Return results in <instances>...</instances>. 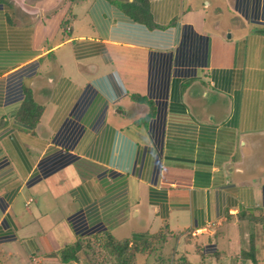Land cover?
Wrapping results in <instances>:
<instances>
[{
	"label": "crops",
	"instance_id": "1",
	"mask_svg": "<svg viewBox=\"0 0 264 264\" xmlns=\"http://www.w3.org/2000/svg\"><path fill=\"white\" fill-rule=\"evenodd\" d=\"M260 213L264 0H0V264L104 234L262 257Z\"/></svg>",
	"mask_w": 264,
	"mask_h": 264
},
{
	"label": "trees",
	"instance_id": "2",
	"mask_svg": "<svg viewBox=\"0 0 264 264\" xmlns=\"http://www.w3.org/2000/svg\"><path fill=\"white\" fill-rule=\"evenodd\" d=\"M31 105L30 103V95L27 91L23 93L22 104L20 107V116L17 115V120H21L22 122L33 125L37 119L38 115H33L30 117V121L25 120V116L21 113H26L27 106ZM37 114V113H36ZM22 117V118H21ZM248 221L253 225L258 226L260 230V235L264 237V213H260L256 216L248 217ZM105 239H96L95 241L98 243V246L102 248L104 251L109 253V256L112 258L111 264H148L147 260L149 257L155 253L161 246V244L165 241L164 234H156L146 239H138L128 241H117L110 237L108 234H104ZM81 250L80 243H76L71 247H67L62 250L60 253V261L62 263H67L69 261L74 260L75 252ZM141 258L142 261H137V258ZM242 259H247L255 264L256 261L253 259V255L251 253L243 252L241 253ZM176 264H191L185 257H181V259Z\"/></svg>",
	"mask_w": 264,
	"mask_h": 264
},
{
	"label": "rangeland",
	"instance_id": "3",
	"mask_svg": "<svg viewBox=\"0 0 264 264\" xmlns=\"http://www.w3.org/2000/svg\"><path fill=\"white\" fill-rule=\"evenodd\" d=\"M256 229L260 231L258 226H256ZM96 239H105V236L98 235L93 238L84 239L82 241L83 243L81 245V250L77 252V263L76 264H111L113 260L109 256V253L107 251H104L102 248L98 246V243L95 241ZM256 240L258 239L241 240V242L236 244V247L234 246L233 256L231 258H229V255L227 257H222L221 262L219 263L229 264V261L233 259L234 264H241V260H242L241 253L247 252L253 255V259L256 260L255 264H264V246L260 250V252L262 253V257L260 253L259 255H256V249L253 246ZM260 241L264 242V237H262ZM263 242H262V245H263ZM184 243H187V240ZM181 252H182L181 248L177 249L174 241L166 243V240H165L164 243L161 244L159 249L155 251V253H153V255L149 257V260H147V263L148 264H176L181 259V256H179ZM261 258H263V260H261ZM137 261H142V259L138 257ZM207 264H215V263L213 260H208ZM243 264H252V262H250L249 260L247 261L244 260Z\"/></svg>",
	"mask_w": 264,
	"mask_h": 264
}]
</instances>
